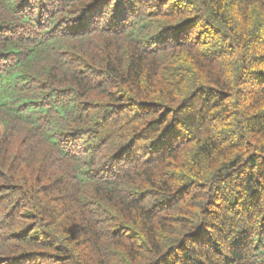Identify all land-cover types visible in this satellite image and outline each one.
<instances>
[{"label":"trees","instance_id":"trees-1","mask_svg":"<svg viewBox=\"0 0 264 264\" xmlns=\"http://www.w3.org/2000/svg\"><path fill=\"white\" fill-rule=\"evenodd\" d=\"M0 264H264V0H0Z\"/></svg>","mask_w":264,"mask_h":264}]
</instances>
